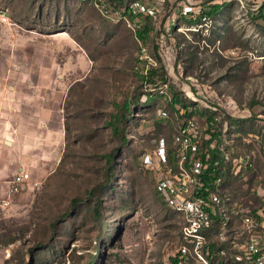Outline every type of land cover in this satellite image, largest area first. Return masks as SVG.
I'll return each mask as SVG.
<instances>
[{
	"label": "rangeland",
	"instance_id": "1",
	"mask_svg": "<svg viewBox=\"0 0 264 264\" xmlns=\"http://www.w3.org/2000/svg\"><path fill=\"white\" fill-rule=\"evenodd\" d=\"M186 1L165 0L133 31L83 0H0V65L49 70L47 90L52 69L65 81L60 160L32 172L37 183L0 209V264H175L179 218L159 198L154 170L142 168L152 139L174 133L157 110L174 114L172 90L178 105L190 103L175 82L193 79L251 135L257 167L248 183L264 194V0H191L219 8L199 31L179 17ZM148 22L146 39L137 38ZM126 101L133 106L124 144L108 121Z\"/></svg>",
	"mask_w": 264,
	"mask_h": 264
},
{
	"label": "built area",
	"instance_id": "2",
	"mask_svg": "<svg viewBox=\"0 0 264 264\" xmlns=\"http://www.w3.org/2000/svg\"><path fill=\"white\" fill-rule=\"evenodd\" d=\"M83 1L91 3L105 19L133 31L141 27L138 17L156 15L161 9L158 5L165 2L158 0L156 7L141 0ZM203 11L202 6L187 0L179 17L196 19L187 22L193 31H199L213 21ZM166 49L171 53L170 46ZM175 83L190 103L183 107L176 102L174 114L166 108L157 110L159 119L173 120L174 133L171 138L154 137L151 150L142 157V168L156 173V191L162 203L179 218L175 264H264V194L248 183L257 167L251 135L242 136L229 117L232 113L209 100L193 79ZM163 87L167 89L169 84ZM243 179L244 194L240 184L236 188ZM36 183L30 172L18 171L0 198V209Z\"/></svg>",
	"mask_w": 264,
	"mask_h": 264
},
{
	"label": "crops",
	"instance_id": "3",
	"mask_svg": "<svg viewBox=\"0 0 264 264\" xmlns=\"http://www.w3.org/2000/svg\"><path fill=\"white\" fill-rule=\"evenodd\" d=\"M52 71L54 90H47L49 70L0 65V198L18 171L48 172L60 160L65 129L58 90L65 81L60 69Z\"/></svg>",
	"mask_w": 264,
	"mask_h": 264
},
{
	"label": "trees",
	"instance_id": "4",
	"mask_svg": "<svg viewBox=\"0 0 264 264\" xmlns=\"http://www.w3.org/2000/svg\"><path fill=\"white\" fill-rule=\"evenodd\" d=\"M117 3H121L124 0H113ZM219 12V8H215V9H204L203 14H208V15H214L217 14ZM142 16H146L145 14H143ZM147 20H149V15L145 17ZM200 19V18H198ZM196 19H186V21L191 22V21H195ZM152 30V28L149 25V22L145 25L144 29H140L138 30V32L136 33V37L139 39H143L145 40L147 35L150 33V31ZM154 74H156V70L152 69L151 71H149V77L148 76H144L142 75L141 77H148L153 79ZM173 91V102H172V106H174V104L176 102L181 101L179 95H178V91L172 90ZM132 102L130 101H126L124 102L122 105L121 104H116V112L114 114H112L111 118L108 121V125L111 127L112 132L114 134V136L118 137L122 143H127L129 141V138L127 136L126 133V122L130 119L131 115H132ZM184 106L186 107L187 104L184 103ZM237 127V130L240 131L239 127ZM242 138V136H240ZM109 159L112 163L115 162V154H111L109 156ZM242 183V182H241ZM241 193H245V191L243 190V192ZM79 200L74 199V202L77 203ZM95 213L98 215L99 214V210L96 209Z\"/></svg>",
	"mask_w": 264,
	"mask_h": 264
}]
</instances>
